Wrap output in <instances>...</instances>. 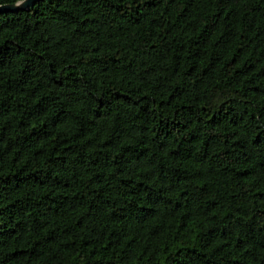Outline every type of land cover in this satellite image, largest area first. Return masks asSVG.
I'll use <instances>...</instances> for the list:
<instances>
[{
  "label": "trees",
  "instance_id": "1",
  "mask_svg": "<svg viewBox=\"0 0 264 264\" xmlns=\"http://www.w3.org/2000/svg\"><path fill=\"white\" fill-rule=\"evenodd\" d=\"M0 264H264V0L0 13Z\"/></svg>",
  "mask_w": 264,
  "mask_h": 264
},
{
  "label": "water",
  "instance_id": "2",
  "mask_svg": "<svg viewBox=\"0 0 264 264\" xmlns=\"http://www.w3.org/2000/svg\"><path fill=\"white\" fill-rule=\"evenodd\" d=\"M41 0H22L17 3L0 6V13L8 11L30 10L36 3Z\"/></svg>",
  "mask_w": 264,
  "mask_h": 264
}]
</instances>
